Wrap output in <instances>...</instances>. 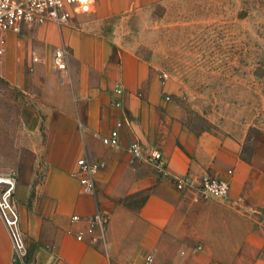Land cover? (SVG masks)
I'll return each instance as SVG.
<instances>
[{"label":"crops","instance_id":"crops-1","mask_svg":"<svg viewBox=\"0 0 264 264\" xmlns=\"http://www.w3.org/2000/svg\"><path fill=\"white\" fill-rule=\"evenodd\" d=\"M153 1L82 0L68 24L37 25L44 52L64 44L69 55L43 104L55 107L45 110L44 136L15 171L29 264H264V160L256 168L243 158L229 132L189 128L167 99L174 82L101 28ZM117 119L120 146H105L101 136ZM133 140L160 147L167 170L188 181L231 170L227 196L175 190L150 164L131 159L124 146ZM81 157L98 166L91 191L75 175ZM97 211L107 216L104 227L78 241L74 234ZM0 264H21L1 220Z\"/></svg>","mask_w":264,"mask_h":264},{"label":"rangeland","instance_id":"rangeland-1","mask_svg":"<svg viewBox=\"0 0 264 264\" xmlns=\"http://www.w3.org/2000/svg\"><path fill=\"white\" fill-rule=\"evenodd\" d=\"M101 28L118 47L174 82L175 92L167 99L181 110L189 128L229 132L241 140L243 158L256 168L263 165L264 0H155L107 20ZM55 49L44 52L37 25L8 37L0 58L2 173L15 174L24 158L30 160L33 143L44 136L45 110L55 107L43 104L54 96L63 72L54 67ZM231 174L215 177H227L230 186ZM165 177L175 190L204 197L178 190L170 172Z\"/></svg>","mask_w":264,"mask_h":264},{"label":"built area","instance_id":"built-area-1","mask_svg":"<svg viewBox=\"0 0 264 264\" xmlns=\"http://www.w3.org/2000/svg\"><path fill=\"white\" fill-rule=\"evenodd\" d=\"M82 0H0V58L3 56L9 35L20 34L25 27L54 23L56 26L66 25L78 10ZM68 49L64 44L54 50V67L60 71L67 69ZM37 61L36 57H33ZM164 77L166 75L164 74ZM121 95L120 88L115 90ZM119 99L114 101L120 106ZM122 121H116L109 133L101 136V143L109 147L120 145V129ZM125 151L132 159L148 162L158 176H168L162 151L155 146H145L139 141H130ZM78 170L75 174L81 188L91 191L95 187V176L98 166L86 157L77 159ZM231 172H228L230 174ZM16 175L13 172H0V220L4 224L11 240L13 252L21 264H29L26 257V241L20 226V214L15 201ZM178 190L190 189L204 197H225L229 191L227 177H215L203 174L198 181H187L183 178L174 179ZM71 220H81L79 215H72ZM107 216L99 211L84 219V226L74 235L78 241H85L87 235H93L96 229L104 227ZM93 239V238H91ZM151 255H147L149 261Z\"/></svg>","mask_w":264,"mask_h":264}]
</instances>
